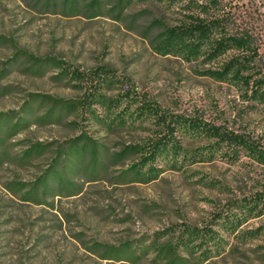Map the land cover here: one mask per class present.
<instances>
[{"label":"rangeland","instance_id":"rangeland-1","mask_svg":"<svg viewBox=\"0 0 264 264\" xmlns=\"http://www.w3.org/2000/svg\"><path fill=\"white\" fill-rule=\"evenodd\" d=\"M221 4L232 30L254 36L264 73V0ZM180 17L156 1L0 0V114L11 119L6 134L23 118L9 146L13 156L34 144L47 146L28 162L0 167V264H172L171 250L182 264H264V207L236 230L222 225L240 213V200L264 198V163L244 151L232 159L209 154L215 138L179 128L172 138L180 154L171 149L148 164L161 170L155 178L148 165L141 166L140 180L125 172L141 163L147 138L169 137L159 119L137 116L145 102L166 122L199 120L264 152V105L204 75L209 65L158 51L164 30ZM45 59L47 67L38 71ZM58 64L83 73L103 68L108 83L102 92L119 105L95 107L99 120L80 115L79 107L68 110L92 86L71 81ZM29 101L39 113L24 111ZM112 120L118 123L110 127ZM82 133L105 149L94 180L77 178L76 191L48 199L52 206L24 202L4 188L34 180L57 148ZM125 247L138 257H105Z\"/></svg>","mask_w":264,"mask_h":264},{"label":"trees","instance_id":"trees-1","mask_svg":"<svg viewBox=\"0 0 264 264\" xmlns=\"http://www.w3.org/2000/svg\"><path fill=\"white\" fill-rule=\"evenodd\" d=\"M140 1L160 2L168 8L176 10L181 15L176 25L164 30L158 46V51L161 54L176 56L186 62H196L204 67L209 65L203 71L204 75L234 87L243 100L249 101L253 105H264V73L259 62L258 45L254 36L248 30H232L221 0ZM18 58L19 55L15 54L8 61H11L12 66H16ZM49 60L41 61L38 71L47 67ZM58 66L71 81H84L92 86V88L87 89L78 104L74 102L71 106H66L68 110L73 109L76 113L79 107L80 115L87 113V115L99 120L95 107L109 108L112 105H115V107L119 105L118 102L114 104V99L108 98L102 92L108 83V76L104 75L106 71L103 68H98L93 73H83L77 69L61 66V64H58ZM6 71L5 68L4 72ZM55 105L56 103L52 105V108ZM23 108L29 116L39 111L30 101L26 102ZM52 108L49 112L54 111ZM126 109H121L120 113L115 115V118L123 116L127 111ZM63 110L64 108L61 106L58 110V118L62 116ZM135 111L137 116L143 119L154 117L159 119V123L164 126L165 130H168L169 137L164 136L154 140L146 139L147 146L144 145V150L141 151V163L135 164L125 171L126 173L133 171L134 179H143L140 171L141 166L148 165L164 153L168 154L171 149L175 154H180L178 141L172 138L174 131L179 130V128L205 139L215 138V145H213L209 154H218L232 159L239 151H244L252 159L264 163V152L252 145L244 136L227 130L222 131L220 128L205 122L201 123L199 120L182 118L166 122L164 117L146 102L141 103ZM5 116L6 114H0V167L5 162L22 164L45 153L46 145L34 144L23 149L19 155L13 156L8 140L17 134V127L22 126L23 118H19L15 122V127L11 128V134H6L8 120L11 119ZM44 118L42 117L41 120L43 121ZM100 121L103 122L104 120ZM117 123L116 120H112L108 125L113 127ZM130 148L133 151H139L138 147L131 146ZM104 151L105 149L97 144L95 140L82 133L70 140L65 146L57 148L49 165L34 180L28 183L20 181L5 183L3 184L4 188L24 202L52 206V202L48 199L68 197L76 191L75 181L77 178L88 181L96 178L102 169ZM175 159L174 157L172 160L174 161L172 167H176ZM148 166L153 178L161 172L158 168ZM237 206L240 208V213L232 214L222 220V225L226 231L236 230L249 218L261 215L264 198L240 200ZM214 238L213 236V241H215ZM216 241L220 242L222 240L217 238ZM170 255L173 256L171 259L172 264H182V261L175 262L178 256L174 250L170 251ZM105 257H109V259L116 258L118 261H133L138 256L125 247L115 252L113 249H109Z\"/></svg>","mask_w":264,"mask_h":264}]
</instances>
